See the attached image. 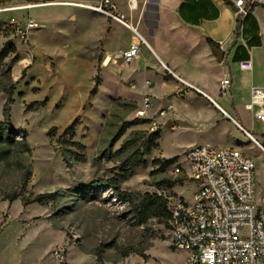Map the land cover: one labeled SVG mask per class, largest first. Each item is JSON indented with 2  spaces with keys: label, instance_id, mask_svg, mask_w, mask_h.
I'll list each match as a JSON object with an SVG mask.
<instances>
[{
  "label": "rangeland",
  "instance_id": "1",
  "mask_svg": "<svg viewBox=\"0 0 264 264\" xmlns=\"http://www.w3.org/2000/svg\"><path fill=\"white\" fill-rule=\"evenodd\" d=\"M243 1L245 11L255 1L264 3ZM137 2V9L128 13L123 11L126 0H114L145 41L153 35L169 61H180L207 82L217 61L203 41L180 27L174 0ZM253 15L264 26V10L256 8ZM28 17L39 29L21 39L8 22L15 18L23 23ZM103 19L88 10L67 6L0 13V49L10 43L19 56L14 63L12 56L5 59L0 68V122L8 103L11 126L25 132L29 148V152L23 151L19 135H14L11 145L0 144V264H100V253L101 264H183L184 253L172 246L167 225L154 219L137 225L130 205L108 186L93 185L121 174V167L138 158L154 131L160 132V139L143 157L145 164L135 167L131 177L120 183L122 191L138 198L160 193L190 200L196 185L185 176L174 177V164L183 159L188 148L209 144L238 148L250 156L255 164V196H264V154L227 121L204 132L190 128L195 112L197 123L215 122L209 109L213 105L196 99L199 93L187 86L206 92L193 82L181 79L187 85L181 83L177 94L167 96L173 110L185 118H179L177 123L181 124L173 123L170 115L158 117L160 93L171 91L174 85L150 76L153 85L146 89L141 65L136 60L125 64L116 56L118 50L130 45L134 34L114 27L110 36L104 37L100 26ZM189 37H194L193 44H189ZM260 37L262 46L252 50L253 71H232L233 77H242L244 85L215 101L227 112L233 103L240 123L262 143L264 126L244 109L250 102V78L253 86L264 87V30ZM35 49L40 56L34 54ZM25 57H33L27 70L22 68ZM9 66L11 72L6 76ZM165 66L172 70L168 62ZM160 73L171 75L162 66ZM212 78L207 91L215 95L216 75ZM95 81L97 86L91 93ZM149 91L155 98H151L152 119L139 123L145 119L136 117V111L143 94ZM74 120L72 142L81 144L83 150L68 138L58 140ZM153 121L156 125L151 131ZM52 128L55 131L48 136ZM171 159L174 163L164 165ZM38 195L52 198L42 204H25ZM55 250L62 252L61 261L53 256Z\"/></svg>",
  "mask_w": 264,
  "mask_h": 264
},
{
  "label": "built area",
  "instance_id": "2",
  "mask_svg": "<svg viewBox=\"0 0 264 264\" xmlns=\"http://www.w3.org/2000/svg\"><path fill=\"white\" fill-rule=\"evenodd\" d=\"M227 1L237 10V15H245L243 0ZM0 4V13L45 6L75 7L103 16L128 30L131 25L114 0H0ZM137 7V0H126L128 13ZM8 23L21 39L29 31L39 29L38 23L29 17L23 23L10 18ZM132 33L129 47L116 55L125 64L138 59L141 47H148L135 30ZM238 67L240 72L249 73L252 62L242 60ZM164 70L171 73L166 66ZM144 86L147 89L149 82ZM230 86V76L224 74L218 82L219 96H229ZM245 110L252 112L253 118L264 126V88L250 89V102ZM151 111V96L144 93L136 117L150 121ZM221 113L264 154V140L259 143L229 115L222 110ZM156 114L163 118L175 112L171 105H161ZM155 125L151 122V131ZM172 175L185 176L196 185L190 200L158 193L166 200L171 243L184 253L183 264H264V196L259 199L255 196V164L250 156L234 147L197 145L188 148L183 159L174 164ZM53 256L59 261L63 259L59 250Z\"/></svg>",
  "mask_w": 264,
  "mask_h": 264
},
{
  "label": "crops",
  "instance_id": "3",
  "mask_svg": "<svg viewBox=\"0 0 264 264\" xmlns=\"http://www.w3.org/2000/svg\"><path fill=\"white\" fill-rule=\"evenodd\" d=\"M255 3L263 4V2H258V1H255ZM256 8H260V7L258 6L253 7L252 5L250 7L248 6L247 9L248 16L242 22L238 35L235 36L237 11L236 12L234 11L235 8L227 0H174V12L180 27L183 28L184 30L194 33L199 40L204 42L206 50H210L212 52V50L207 45V40L214 42L216 45H218V48L221 49L224 56L222 62H218L216 60L217 63L214 64L215 66L213 73L209 76L211 79L214 75H216L215 80L217 82V93L215 95H212L210 92L207 91V87L209 84L208 82L209 77L207 78L208 79L207 82L205 81L202 82L201 79H198V77H196L194 74L189 72L188 69L180 61H177L175 59L169 61L168 57L161 51V48H159V45H157V43L155 42L153 35L149 36L150 39L149 42L145 41L148 47H144L145 49H143L142 47L140 48L139 57L136 60V62L139 63L142 67L141 73L143 74L144 79H146V81L149 82V86L147 89H150L153 85L152 79L149 78L150 76L157 77L162 82L172 83L174 85L173 86L174 88L171 91L160 93L158 99L160 106L161 105L163 106L165 104L171 105L170 102H167L168 100L167 96L170 94H177L180 91V89L182 88L181 83H183L181 79L188 81L190 83L193 82L195 84L193 83L191 84L199 88H202L206 91V92H201L202 94L200 93L197 94L196 99H198L199 101H204L206 103H209L210 105H213V108L209 106V109H211L214 113L215 122L212 121L211 123L208 124L197 123L196 122L198 119L196 117L197 112H195L194 121L192 120L188 124L190 128L204 132L205 128L207 127L215 128L214 125L218 124L221 121H227L232 126H234L227 118L223 117L221 113L222 110L227 115H229L233 120H235L244 130H246L252 135V132L247 130L240 123L238 108L234 106V104L232 103L230 105V110H229L230 112H227L216 103L215 98L219 97L218 82L224 74H229L230 76L231 94L232 91L234 92L236 87L244 85V82L242 81V77L240 75L239 76L235 75V77H233L232 71H234L235 69L236 73H241L238 67V63L242 60L250 59L251 62L253 63L251 57L252 50L254 48H260L263 44L260 36L262 35L264 26L253 15ZM123 11L126 12V6ZM242 19L243 18L241 16V21ZM100 26H101V30L103 31L104 37H109L110 31L114 27H122L121 25L112 22L106 18L105 20L104 19L101 20ZM188 41L189 44L191 43L193 44L195 39L194 37L192 38L189 37ZM128 47L118 50L117 54L123 50H126ZM24 54L26 55L27 51L24 52ZM32 58L33 57L23 58L22 68L27 67L26 68L27 70L31 66ZM166 62H168L172 68V70H170L171 73H169L171 75L162 76L160 73L161 66L164 68ZM209 63L213 64L211 59H209ZM252 69H253V64H252ZM252 71L253 70H251V72ZM212 80L214 79L212 78ZM252 81H253L252 78H250L249 91L251 88H258V89L264 88L262 86L260 87L253 86ZM148 94L151 96L153 100H155V98L150 93V91L148 92ZM245 105H244V109H245ZM197 108H201V107H197ZM176 114L177 113L175 112V115L172 114L169 117H171L170 119L173 123L179 125L181 124L180 122L177 123V121L180 120L179 118L182 119L185 118L182 117V115L180 116ZM263 135L264 133H262V136ZM214 147L221 148L225 146H214Z\"/></svg>",
  "mask_w": 264,
  "mask_h": 264
},
{
  "label": "trees",
  "instance_id": "4",
  "mask_svg": "<svg viewBox=\"0 0 264 264\" xmlns=\"http://www.w3.org/2000/svg\"><path fill=\"white\" fill-rule=\"evenodd\" d=\"M252 6H258L262 9H264V3L263 4H257L252 3ZM242 15H237L236 18V29H235V36L238 35L241 27V18ZM248 16V12L246 10L245 15L242 16V22L245 20V18ZM208 47L212 50L214 48H218V45H216L214 42L207 40ZM12 56V63L16 62L19 59V56L17 54L16 49L14 46H12L10 43H6L2 49H0V68L2 63L5 59ZM11 72V66L6 70L4 73L6 76H9ZM96 79V77H95ZM97 82L95 81L94 87L91 90V93L94 92L96 89ZM10 94V93H9ZM9 102H12L11 98L9 99ZM10 105L7 103L3 110L2 114L4 116V121L0 122V144L3 145H11L13 142L14 135H19V137L23 140V151L29 152L28 145L26 143V134L25 132L21 130H14L10 123ZM149 122V120L140 121L139 123H145ZM77 124V120H74L72 124H70L63 132L62 136H60L59 141H62L64 138H68L69 142L72 143L74 146H77V148L83 150V146L79 144L78 142H72L74 139V132H75V126ZM55 131L53 128L50 129L47 133L49 136L51 132ZM160 139V132L154 131L152 132L147 140L145 141L143 145L142 152L138 155V158L136 160L132 159L131 161H128L125 164V167H121V174H115L113 177L108 179H101L97 180L96 182H93V185H105L108 186L115 195L120 198V200L123 203H127L131 206L133 218L137 225L143 226L146 225L149 220H157L160 224H164L168 226V220H169V214L166 208V200L158 194H149L146 193L140 198H138L137 195L124 192L120 189V183L127 178L131 177L132 171L137 166H142L145 164V161L143 160V157L146 155H149L151 152V149L156 146V141ZM175 159L167 160L164 165H168L171 163H174ZM52 196L49 195H38L36 196L31 202L25 203H38L42 204L46 200L51 199ZM169 227V226H168ZM97 262L101 264V253L98 254Z\"/></svg>",
  "mask_w": 264,
  "mask_h": 264
},
{
  "label": "water",
  "instance_id": "5",
  "mask_svg": "<svg viewBox=\"0 0 264 264\" xmlns=\"http://www.w3.org/2000/svg\"><path fill=\"white\" fill-rule=\"evenodd\" d=\"M235 12L237 11L236 9L234 10ZM212 52H213V55H214V57L216 58V60L218 61V62H222V60H223V52L219 49V48H214V49H212ZM34 54L35 55H38V56H40L41 54H40V52H39V50H37V49H35L34 50ZM200 94H202V93H200ZM206 97V96H205Z\"/></svg>",
  "mask_w": 264,
  "mask_h": 264
},
{
  "label": "bare ground",
  "instance_id": "6",
  "mask_svg": "<svg viewBox=\"0 0 264 264\" xmlns=\"http://www.w3.org/2000/svg\"><path fill=\"white\" fill-rule=\"evenodd\" d=\"M130 30H132V32H133V30H135L134 28H132V26L130 25ZM136 31V30H135ZM136 33H137V31H136ZM140 36V35H139ZM141 37V36H140ZM107 61V60H106ZM183 81V80H182ZM184 82V81H183ZM196 89V88H195ZM197 90V89H196ZM198 91V90H197Z\"/></svg>",
  "mask_w": 264,
  "mask_h": 264
}]
</instances>
